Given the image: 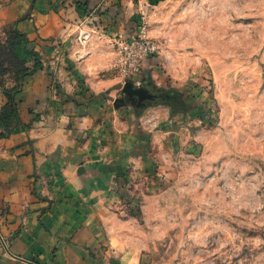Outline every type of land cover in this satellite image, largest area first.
Returning <instances> with one entry per match:
<instances>
[{"label":"rangeland","instance_id":"rangeland-1","mask_svg":"<svg viewBox=\"0 0 264 264\" xmlns=\"http://www.w3.org/2000/svg\"><path fill=\"white\" fill-rule=\"evenodd\" d=\"M149 3L141 15L158 48L136 77L117 67L116 41L137 36L142 18L126 33L83 22L57 38L46 90L31 87L35 112L22 113L24 81L22 124L9 136L16 119L8 109L1 122L0 86V168L33 156L22 185L33 204L47 203V232L50 215L70 218L60 245L69 264H264V0ZM13 23L0 24L1 42ZM83 27L94 30L85 42ZM63 55L93 63L96 80L78 68L69 92ZM127 81L150 85L157 101L137 106ZM1 85L15 87V74Z\"/></svg>","mask_w":264,"mask_h":264},{"label":"crops","instance_id":"crops-1","mask_svg":"<svg viewBox=\"0 0 264 264\" xmlns=\"http://www.w3.org/2000/svg\"><path fill=\"white\" fill-rule=\"evenodd\" d=\"M149 1L152 0H0V24L18 21V29L28 35L31 47L40 52L44 64L47 62L52 65L51 54L55 49L52 50L51 47L58 42L57 38L60 36L64 35L68 39L69 33L83 22L91 28L97 27L111 35L129 32L133 27L136 28L135 21L141 20L144 8L150 6ZM63 59L66 65L73 67V70L62 75V80H70L68 87L66 86L69 92L76 90L73 83L81 70H87L90 81L96 80L97 69L93 63L89 65L88 60L78 62L68 55H63L61 61ZM154 60V57L147 58L144 69L153 67ZM45 72L46 68L41 69L25 79L23 92L28 89L31 98L28 97L26 101L29 103L28 107H24L27 104L21 99L22 113L23 109L27 110L36 103L33 93L38 97L44 94V82L47 80ZM88 73L85 72L86 75ZM31 87H34L33 93ZM5 165L6 167L0 168V264H69L72 254L66 253L65 246L60 249V245L65 242L64 238L71 228L65 223V220L70 218L50 215V219L53 217V221H50L53 227L50 226L51 232H47L46 225H42L39 220L42 208L47 203L39 201L33 204L29 198L30 183L27 186L22 185L31 180L28 175L36 168L33 156L18 157L15 161H6ZM20 176L26 178L20 179ZM28 206L30 210L27 212ZM41 217L44 220V214ZM61 228L63 231H60ZM88 233L90 234L87 238L82 232L77 236L90 240L93 231ZM54 248H57V251L55 259L52 260L50 257Z\"/></svg>","mask_w":264,"mask_h":264},{"label":"trees","instance_id":"trees-1","mask_svg":"<svg viewBox=\"0 0 264 264\" xmlns=\"http://www.w3.org/2000/svg\"><path fill=\"white\" fill-rule=\"evenodd\" d=\"M17 24L18 21L13 23L6 41H0V86L7 97V103L1 113V122H6L8 125L6 115H2L3 113L6 114L8 109L12 110L14 119H16L13 125H9L10 132L6 136H9L16 127L22 124L18 109L25 79L45 68L42 55L30 46L29 37L25 32L18 29ZM10 72L15 74L17 85L11 89H6L1 85V81L2 77ZM1 136L6 137L5 135Z\"/></svg>","mask_w":264,"mask_h":264},{"label":"built area","instance_id":"built-area-1","mask_svg":"<svg viewBox=\"0 0 264 264\" xmlns=\"http://www.w3.org/2000/svg\"><path fill=\"white\" fill-rule=\"evenodd\" d=\"M92 31L94 30L83 27L78 36L79 40L82 42L89 40ZM116 43L118 44L116 65L121 74L127 77H136L144 68L146 59L153 57L158 48L157 44L146 35L144 17L138 27L137 36L119 38Z\"/></svg>","mask_w":264,"mask_h":264},{"label":"water","instance_id":"water-1","mask_svg":"<svg viewBox=\"0 0 264 264\" xmlns=\"http://www.w3.org/2000/svg\"><path fill=\"white\" fill-rule=\"evenodd\" d=\"M145 84H147V82H145ZM148 87L150 88H147L146 85L144 87L143 85L135 86L133 82L127 81L124 85L123 91L126 93L130 101H132L137 106H141L146 104L147 101H157V99L155 98L158 95L154 93L150 85H148ZM85 170H86L85 167L81 166L80 169L78 170V173L82 174L85 172Z\"/></svg>","mask_w":264,"mask_h":264}]
</instances>
